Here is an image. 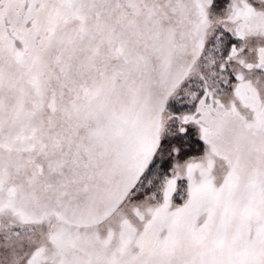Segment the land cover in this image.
Here are the masks:
<instances>
[{"label":"snow or ice","instance_id":"6c2138e0","mask_svg":"<svg viewBox=\"0 0 264 264\" xmlns=\"http://www.w3.org/2000/svg\"><path fill=\"white\" fill-rule=\"evenodd\" d=\"M0 264H264V0H0Z\"/></svg>","mask_w":264,"mask_h":264}]
</instances>
